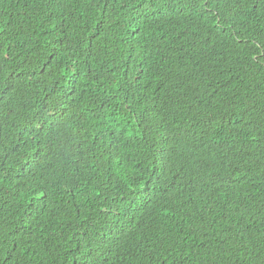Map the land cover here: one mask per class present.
<instances>
[{
    "label": "trees",
    "instance_id": "1",
    "mask_svg": "<svg viewBox=\"0 0 264 264\" xmlns=\"http://www.w3.org/2000/svg\"><path fill=\"white\" fill-rule=\"evenodd\" d=\"M0 264H264V0H0Z\"/></svg>",
    "mask_w": 264,
    "mask_h": 264
}]
</instances>
